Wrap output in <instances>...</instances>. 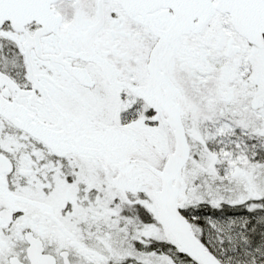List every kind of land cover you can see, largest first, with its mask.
Instances as JSON below:
<instances>
[{"label":"snow or ice","instance_id":"1","mask_svg":"<svg viewBox=\"0 0 264 264\" xmlns=\"http://www.w3.org/2000/svg\"><path fill=\"white\" fill-rule=\"evenodd\" d=\"M0 264H264V0H0Z\"/></svg>","mask_w":264,"mask_h":264}]
</instances>
